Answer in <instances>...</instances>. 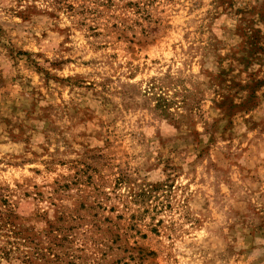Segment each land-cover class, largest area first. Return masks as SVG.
<instances>
[{"label":"clouds","instance_id":"obj_1","mask_svg":"<svg viewBox=\"0 0 264 264\" xmlns=\"http://www.w3.org/2000/svg\"><path fill=\"white\" fill-rule=\"evenodd\" d=\"M0 264H264V0H0Z\"/></svg>","mask_w":264,"mask_h":264}]
</instances>
